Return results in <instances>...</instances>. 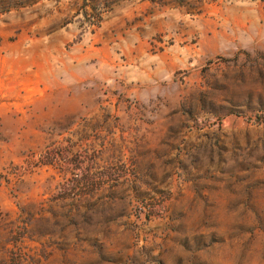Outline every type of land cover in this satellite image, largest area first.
<instances>
[{
  "label": "rangeland",
  "instance_id": "rangeland-1",
  "mask_svg": "<svg viewBox=\"0 0 264 264\" xmlns=\"http://www.w3.org/2000/svg\"><path fill=\"white\" fill-rule=\"evenodd\" d=\"M0 264H264V0H0Z\"/></svg>",
  "mask_w": 264,
  "mask_h": 264
}]
</instances>
